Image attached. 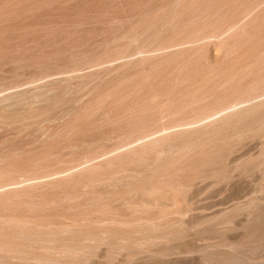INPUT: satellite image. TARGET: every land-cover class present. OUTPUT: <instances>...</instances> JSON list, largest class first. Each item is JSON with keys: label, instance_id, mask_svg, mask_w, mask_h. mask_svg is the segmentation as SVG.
Segmentation results:
<instances>
[{"label": "rangeland", "instance_id": "rangeland-1", "mask_svg": "<svg viewBox=\"0 0 264 264\" xmlns=\"http://www.w3.org/2000/svg\"><path fill=\"white\" fill-rule=\"evenodd\" d=\"M183 1L0 0V95L42 85L59 98L54 107L27 100L25 109L0 111V220L5 228L26 224L35 232H50L63 224L83 226L89 235L125 233L116 245L104 239L94 250L65 255L61 260L69 264H264V240L255 245L251 237L246 238L255 217L248 211L228 213L233 204L244 207L254 201L264 206L260 155L264 135L254 131L238 137L239 130L230 128L220 148L209 137V149L221 152L218 161L227 162L232 171L220 163L229 177L199 178L189 187L183 184L189 166L182 165L185 157L176 139L180 129L212 132L223 114L233 110L223 108L245 104L244 88L257 71L251 75L249 63L245 66L242 59L231 83L222 70L235 61L231 59L245 40L243 25L250 14L238 23L220 20L180 38L176 34L189 23L180 16ZM172 9L175 22L164 21L163 12ZM147 15L155 16L149 29L139 25ZM205 16L195 20L207 22ZM261 49L260 59L248 60L259 61L260 72L264 71V44ZM64 75L67 79H58ZM139 78L146 84L134 89ZM117 92H124L125 98H118ZM177 152L180 161L161 169L171 155L178 157ZM228 156L230 161L234 158L230 163ZM263 214L259 218L264 221ZM179 219L190 230L178 233ZM4 229L0 236L8 230ZM38 241L15 249L0 244V264H49L39 261L45 242ZM227 244L234 249L226 250ZM157 250L169 253L160 257L155 255Z\"/></svg>", "mask_w": 264, "mask_h": 264}, {"label": "bare ground", "instance_id": "bare-ground-1", "mask_svg": "<svg viewBox=\"0 0 264 264\" xmlns=\"http://www.w3.org/2000/svg\"><path fill=\"white\" fill-rule=\"evenodd\" d=\"M176 11L175 10H169V11H166V12H163V20L164 21H169V20H176ZM206 15L205 18H208V21L207 19H205L207 22H203L202 21H199V20H195V17L197 16H200V15ZM250 14V15H249ZM180 15V14H179ZM246 15H249V19L248 21L245 22V24L243 25V27L245 26L246 28V34H245V40L244 42H242V44L238 47V50L239 52L233 56V59H235V61H231V65H229L231 68L227 67L226 68V65L224 63V71L222 70V73L223 74H226V80L227 81H233L234 79V76L236 75V73L238 72L237 68L236 67L237 65H240L242 59H244L245 61L243 62V64L245 66H247V64L249 63L248 67L249 70L251 71V75H253V72L252 71H257L258 72V69L260 68V66H262L261 63H259V61L257 62H248V60H252V57H257L258 59H260L259 57L261 56V54L263 53L262 49H261V46L264 44V0H184L183 1V5H182V10H181V15L180 16H183L185 18L186 21H188V27L181 33H177L176 35L180 36V38H184V37H188V36H192L194 35V33L198 30H201L203 28H207V26L210 27V25H214L216 24L217 22H219L220 20H224V21H227V22H231V23H238L244 16ZM154 17L155 16H145L139 25H142L149 29L150 27H152L153 23H154ZM204 18V17H202ZM156 19V18H155ZM196 19H199V18H196ZM244 20V19H243ZM181 21V20H180ZM184 23V22H183ZM220 24V22H219ZM156 25V24H155ZM239 25V24H238ZM175 26V25H174ZM185 26V25H184ZM213 27V26H212ZM133 28V27H132ZM219 28V27H218ZM208 29V28H207ZM214 29V28H213ZM212 29V30H213ZM211 30V31H212ZM220 30V29H219ZM245 30V29H244ZM167 32V31H166ZM222 36V35H221ZM243 37V36H242ZM238 40V39H237ZM236 44V43H235ZM150 47V46H149ZM173 48V47H172ZM240 48V49H239ZM263 48V47H262ZM235 50V49H234ZM206 51V50H205ZM229 51V50H228ZM262 51V52H261ZM261 52V53H260ZM178 54V53H177ZM159 55V54H158ZM199 57V56H198ZM178 58V57H177ZM251 58V59H250ZM264 58V57H262ZM181 59V58H180ZM176 60V59H175ZM179 60V58H178ZM185 60V58H184ZM189 60V59H188ZM177 61V60H176ZM181 61V60H180ZM183 61V60H182ZM187 61V60H185ZM229 61V60H227ZM263 61V60H262ZM143 62V61H142ZM148 62V61H147ZM152 62V61H151ZM184 62V61H183ZM182 62V63H183ZM189 62V61H187ZM157 63V62H156ZM229 63V62H227ZM263 63V62H262ZM186 65V64H185ZM192 65V64H191ZM234 65V66H233ZM242 65V63H241ZM157 66V65H156ZM197 66V65H196ZM264 66V65H263ZM159 67V66H158ZM183 67V66H182ZM234 67V68H232ZM240 67V66H239ZM243 67V66H242ZM160 68V67H159ZM158 68V69H159ZM171 68V67H170ZM101 69V67H100ZM190 69V68H189ZM211 69V68H210ZM263 69V68H262ZM205 70V68H204ZM164 71V70H162ZM185 71V70H184ZM187 71V70H186ZM185 71V73H186ZM198 71V70H197ZM203 71V70H202ZM248 71V70H246ZM249 71V73H250ZM200 72V71H199ZM254 73V77L252 78V80L249 82V85L248 86H245L244 88V91L243 92H247L248 93V98L247 100H242V103L245 102V104L241 107H238V108H234L235 104L234 105H230L228 104V106H226L224 109H227V108H233L232 111H227L226 113L223 114L222 118L219 121V124L218 126L212 130V132H209V130H203V129H199V130H190L189 128H186V129H180L177 133H180L179 135V138L176 137L177 141L182 150L179 149V152L181 153V155L183 156V158L185 157V160L183 161V166L187 167L189 166L186 170L189 169L188 173L184 176H186L187 178V182H191L188 183L184 180L183 184L186 185L187 187H189L190 185H196L197 181L199 180V178H207L209 177H213L215 178L216 180L220 178H224L225 176H227V170H223L221 167L223 166L224 168L226 164V166H229L227 165V162H224V161H218V159L220 158L221 155H218L220 154L221 152H218V154L212 150V149H209L210 146H208V141L207 139L209 137H212L214 139H216V141L213 144V146L215 147H221L222 146V142H225L224 140L227 137L226 134H228V130L230 128H237V131L239 130L238 133V137H242V136H246L247 134H249L250 132H256L257 135L261 136V135H264V98H261L263 95H264V71H261L260 72V69H259V73ZM150 73V72H149ZM155 73V72H154ZM159 73V72H158ZM161 73V72H160ZM159 73V75H160ZM164 73V72H163ZM184 73V74H185ZM244 73V72H243ZM43 74V73H42ZM140 74V73H139ZM138 74V75H139ZM162 74V73H161ZM168 74V73H167ZM178 74V73H177ZM184 74H183V77H184ZM202 77H199L200 78H204V74L201 73ZM157 75V74H156ZM155 75V76H156ZM164 75V74H162ZM13 76V75H12ZM142 76V75H141ZM154 76V77H155ZM197 76V77H198ZM231 76V77H230ZM11 77V76H10ZM137 77V76H136ZM140 77V76H139ZM144 77V76H143ZM148 77V76H147ZM152 77V76H151ZM165 77V76H164ZM168 77V75H167ZM170 77V76H169ZM179 77V76H177ZM182 77V76H181ZM210 77V76H209ZM250 77V76H249ZM7 78H9L7 76ZM6 78V79H7ZM66 78V76H61L59 77L58 79L59 80H64ZM146 78V77H145ZM213 78V77H212ZM239 78H240V75H239ZM238 78V79H239ZM67 79V78H66ZM164 79V78H163ZM169 79V78H168ZM167 79V80H168ZM186 79V78H185ZM196 79V78H195ZM198 79V78H197ZM205 79V78H204ZM203 79V80H204ZM251 79V78H250ZM129 80V79H128ZM149 80V79H147ZM160 81V79H158ZM166 80V81H167ZM206 80V79H205ZM136 82H134V89H139L140 86L142 85H145L146 84V79L144 78H139L137 80H135ZM199 81V80H197ZM208 81V80H207ZM210 81V80H209ZM235 81V80H234ZM161 82V81H160ZM159 82V83H160ZM165 82V81H164ZM163 82V83H164ZM204 82V81H203ZM221 82V80H220ZM243 82V81H242ZM162 83V84H163ZM198 83V82H197ZM219 83V82H218ZM233 83V82H231ZM165 84V83H164ZM221 84V83H220ZM41 85V84H40ZM45 85V84H44ZM168 85V84H167ZM196 85V84H195ZM214 85V84H213ZM216 85V84H215ZM241 85V84H240ZM161 86V85H160ZM166 86V85H165ZM227 86V85H226ZM45 87H48V86H45ZM124 87V86H123ZM168 88V86H166ZM202 87V86H201ZM216 87V86H215ZM229 87L232 88V85H230ZM166 88V89H167ZM195 88V87H194ZM211 88V87H210ZM239 88V87H238ZM50 89V88H49ZM152 89V87H151ZM154 89V88H153ZM157 89V88H156ZM165 89V90H166ZM170 89V88H169ZM217 89V88H216ZM243 89V88H242ZM207 90V89H206ZM211 90V89H210ZM218 90V89H217ZM233 90V89H232ZM131 91H133V89H131ZM151 91V90H150ZM235 91V90H234ZM233 91V92H234ZM126 92V91H125ZM164 92V91H162ZM203 92V91H202ZM124 92H117L116 93V96L119 98L122 97ZM224 93V92H223ZM235 93V92H234ZM241 93V92H240ZM103 94V93H102ZM125 94V93H124ZM214 94V93H213ZM230 95V94H229ZM237 95V94H236ZM166 96V95H165ZM150 97V96H149ZM238 97V96H237ZM264 97V96H263ZM122 98H125L122 97ZM151 98V97H150ZM216 98V97H215ZM235 98V96H234ZM13 101H10L12 100ZM28 101H41V103L43 102V105L46 106V107H51L55 104H57V102L59 101V98L57 97V95H55L52 90H44V86H27L25 88H22V89H17V90H14V91H11V92H8V93H3L0 95V111H2V113L4 112H9L10 110H16V109H25V105L24 103H26ZM116 100V99H115ZM219 100V99H218ZM120 101V100H119ZM38 102V103H39ZM166 102V101H165ZM195 102V101H194ZM226 102V101H225ZM99 103V102H98ZM124 103V102H123ZM238 103V102H237ZM240 103V102H239ZM30 104V103H29ZM28 105V104H27ZM40 105V104H39ZM122 105V104H121ZM125 105V104H124ZM216 105V104H215ZM223 105V103H222ZM241 105V104H240ZM73 106V105H72ZM123 106V105H122ZM239 106V105H238ZM54 107V106H53ZM237 107V106H236ZM30 108V107H29ZM66 108V107H65ZM123 108V107H122ZM217 108V107H216ZM222 108V107H221ZM63 109V108H62ZM61 109V110H62ZM178 109V108H177ZM204 109V108H203ZM30 110V109H29ZM64 110V109H63ZM187 110V109H186ZM25 111V110H24ZM197 110H195L196 112ZM200 111V110H199ZM174 112V111H173ZM188 112V111H187ZM203 113V112H202ZM193 115V114H192ZM199 116V115H197ZM204 116V115H203ZM217 116V115H216ZM215 116V117H216ZM206 118H208V116H205ZM88 119V118H87ZM50 120V119H49ZM126 121V120H125ZM210 121V120H209ZM86 122V121H85ZM216 122V121H215ZM205 123V122H204ZM214 123V122H213ZM198 124V123H197ZM217 124V123H216ZM216 126V125H214ZM212 126V127H214ZM178 127V126H177ZM211 127V129H212ZM245 127V128H244ZM204 128V127H203ZM207 128V127H206ZM210 129V128H209ZM232 129V130H233ZM242 129V130H241ZM231 130V129H230ZM231 130V132H232ZM241 130V131H240ZM209 133V135H208ZM212 133V135H211ZM211 135V136H210ZM229 135V134H228ZM252 135V134H251ZM255 135V134H254ZM252 135V136H254ZM170 136V135H169ZM173 136V135H172ZM257 136V137H259ZM175 137V135H174ZM234 137V135H233ZM263 137V136H262ZM172 138V137H170ZM235 138H236V135H235ZM260 138V137H259ZM264 138V137H263ZM167 139V138H165ZM175 139V138H174ZM211 139V138H210ZM240 139V138H239ZM230 140V139H229ZM232 140V139H231ZM238 140V139H236ZM264 140V139H263ZM262 140V141H263ZM211 141V140H210ZM239 141V140H238ZM256 141V140H255ZM175 142V141H174ZM229 142V141H228ZM231 142V141H230ZM137 143V142H136ZM222 143V144H221ZM227 143V141H226ZM211 144V143H210ZM225 144V143H224ZM228 144V143H227ZM257 144V143H256ZM264 144V142L262 143ZM134 145V144H133ZM177 145V144H176ZM226 145V144H225ZM230 145V144H228ZM232 145V144H231ZM241 145V144H240ZM239 145V146H240ZM238 146V147H239ZM143 147V146H142ZM156 147V146H155ZM174 147V146H173ZM177 147V146H176ZM223 147V146H222ZM179 148V147H178ZM213 148V147H212ZM218 148V149H219ZM226 148V146H225ZM225 148H222L223 151ZM217 149V148H216ZM259 149V148H258ZM165 150V149H164ZM168 150V149H167ZM124 151V150H123ZM218 151H222L221 149H219ZM230 152V150H228ZM227 151V152H228ZM237 151V150H236ZM171 152V151H170ZM177 152L178 157H175V153H174V156H172L171 154V157L167 158L165 160V163L161 164L160 168L161 169H169V165H172L173 162H176V161H180V153ZM239 152V151H238ZM260 155L262 157L261 159V162H263V165H264V146L261 148L260 150ZM141 154V153H140ZM223 155V154H222ZM237 155V154H236ZM169 156V155H168ZM167 156V157H168ZM223 156H227V155H223ZM235 156V155H234ZM242 156V155H241ZM186 157L188 159H186ZM154 158V157H153ZM175 158V160H174ZM256 158V157H255ZM232 159V158H231ZM249 159V158H248ZM220 160V159H219ZM227 160H229V156L227 158ZM225 160V161H227ZM234 160V158L232 159ZM231 160V161H232ZM229 160L228 163L231 162ZM260 161V160H259ZM161 162V161H160ZM185 162V163H184ZM242 162V161H241ZM240 162V163H241ZM253 162V161H251ZM221 163V165H220ZM246 163H247V159H246ZM250 163V162H248ZM149 164V163H148ZM159 165V164H158ZM204 165V168L203 166ZM114 166V165H112ZM180 166V165H179ZM236 166V165H235ZM234 166V167H235ZM240 166V165H239ZM239 166L237 165L238 169H239ZM106 167V166H105ZM182 167V166H181ZM184 167V168H185ZM206 167V168H205ZM241 167V166H240ZM258 167V166H257ZM260 167V166H259ZM182 168V169H184ZM203 168V169H202ZM231 167H227V169ZM248 168V167H247ZM262 168V166H261ZM131 169V168H130ZM200 169V170H199ZM219 169L220 170H223V172H219ZM228 169L230 172L232 171V169L230 170ZM259 169V168H258ZM102 170H105V169H102ZM153 170V169H152ZM185 170V169H184ZM240 170V169H239ZM255 170V169H254ZM264 171V166H263V169ZM95 171V170H94ZM244 171V170H243ZM247 171V170H246ZM106 172V170H105ZM138 172V171H137ZM159 172V171H158ZM186 172V171H185ZM225 172V173H224ZM139 173V172H138ZM150 173V172H149ZM148 173V174H149ZM157 173V171L155 173H153L154 175ZM176 173V172H175ZM152 174V173H151ZM185 174V173H184ZM96 174L94 173V176ZM172 175V173H171ZM58 176V175H56ZM99 176V175H98ZM150 176V174H149ZM159 176V175H158ZM183 176V177H184ZM74 177V176H73ZM101 177V176H100ZM106 176H104L105 178ZM152 177V176H151ZM169 177V176H168ZM229 177V175L227 176ZM226 177V178H227ZM162 178V177H161ZM182 178V177H181ZM264 178V177H263ZM72 179V178H71ZM133 179V178H132ZM185 179V178H184ZM198 179V180H197ZM208 179V181H209ZM96 180V179H95ZM171 180V179H170ZM169 180V181H170ZM183 180V179H182ZM196 180V181H195ZM204 180V179H203ZM215 180V181H216ZM34 182V181H33ZM89 182V181H88ZM173 182V181H172ZM186 182V183H185ZM207 182V181H204V183ZM211 182V180H210ZM27 183V182H26ZM154 183V182H153ZM168 183V182H167ZM180 183V182H178ZM212 183V182H211ZM218 183V182H217ZM170 185V183H168ZM167 184V185H168ZM207 184V183H206ZM180 185H182V183H180ZM179 185V186H180ZM162 186V185H161ZM10 187V186H9ZM142 187V186H141ZM171 187V186H170ZM186 187V188H187ZM90 188V187H89ZM166 188V187H165ZM224 188V187H223ZM161 189V188H160ZM165 190V189H164ZM181 190V189H180ZM217 190V189H216ZM190 192V191H189ZM101 195V194H100ZM191 195V194H190ZM9 196V195H8ZM82 196V195H81ZM10 197V196H9ZM7 197V198H9ZM24 197V196H23ZM187 197V195H186ZM191 197V196H190ZM13 198V197H12ZM252 198V197H251ZM15 199V198H13ZM143 199V198H142ZM185 199V198H184ZM188 199V198H186ZM9 201H12V200H9ZM100 201V200H99ZM123 201V200H122ZM188 201V200H187ZM241 201V200H240ZM256 201V199H255ZM5 202V201H4ZM14 202V201H12ZM185 202V201H184ZM235 202V201H234ZM251 204H248L245 205L244 207H240L239 205L238 206H233L235 204L232 205V209L228 212V211H225L228 212V213H235V212H239V211H242V212H245V211H248V212H251V215L252 218L255 217V220H252L253 222L248 226L247 228V232H246V238L248 236L251 237L249 239H252V241L255 243V245L257 244H260L263 240H264V221L262 220L263 216L262 214L264 213V206L262 207H259L258 205H255L254 201L252 203V201H250ZM248 202V203H250ZM244 203V202H243ZM264 203V202H263ZM2 204V203H0ZM4 204V203H3ZM7 204V202H6ZM109 204V203H108ZM258 204V203H257ZM97 205V204H96ZM134 205V204H133ZM237 205V204H236ZM8 206V205H7ZM36 207V206H35ZM178 207V206H177ZM7 208V207H6ZM210 208V207H209ZM159 209V208H158ZM225 209V208H224ZM223 209V210H224ZM230 209V208H229ZM205 210V209H204ZM221 210V209H220ZM104 212V211H103ZM107 213V212H106ZM142 213V212H141ZM247 213V212H246ZM245 213V214H246ZM121 214V213H119ZM224 213H222L223 215ZM244 214V215H245ZM74 215V214H73ZM152 215V214H151ZM192 215V214H191ZM227 215V214H226ZM249 215V214H248ZM264 215V214H263ZM156 216V215H155ZM193 216V215H192ZM250 216V215H249ZM54 217V216H53ZM91 217V216H90ZM147 217V216H146ZM259 217H262V218H259ZM120 218V217H119ZM152 218V217H151ZM195 218V217H194ZM249 218V217H248ZM247 218V220H248ZM251 218V216H250ZM259 218V219H258ZM19 219V218H17ZM134 219V218H133ZM137 219V218H136ZM214 219V218H213ZM254 219V218H253ZM138 220V219H137ZM180 220V219H179ZM7 221V220H6ZM13 221V220H12ZM15 221V220H14ZM13 221V222H14ZM17 221V220H16ZM126 221V220H125ZM145 221V220H144ZM147 221V220H146ZM145 221V222H146ZM182 222H179L178 224V233H183L184 231H187V230H190V226H188V224H186V222L184 220H180ZM24 222V221H23ZM159 222V221H158ZM240 222V221H239ZM16 223V222H15ZM19 223V221H18ZM22 223V222H21ZM116 223V222H115ZM125 223V222H124ZM128 223V222H127ZM178 223V222H177ZM29 224V223H28ZM31 224V223H30ZM174 224V223H173ZM33 225V224H31ZM119 225V224H118ZM122 225V224H121ZM124 225V224H123ZM131 225V224H130ZM165 225V224H164ZM177 224H175L176 226ZM157 226V225H156ZM6 226L4 223L1 222L0 220V229H4ZM67 227V225H66ZM70 227V226H69ZM86 227V226H85ZM127 226H125V228H123L124 230H126L125 232H127ZM155 227V226H154ZM120 228V227H119ZM134 228V227H133ZM151 228V227H150ZM169 228V227H168ZM242 228V227H241ZM8 229V230H6ZM49 229V228H48ZM106 229V227H105ZM110 229V228H108ZM106 229V230H108ZM142 229V228H141ZM177 229V228H176ZM7 231L5 232L2 236H0V244L2 243H9V246H13L12 248L14 247H19L18 245L24 247V246H27L25 244H28L30 245L29 243L31 242H36L38 241V243L43 240V243L45 244V246L43 245H40L42 246L41 249H42V252H44L39 258V261L40 262H44L46 261V263L48 261H62L63 263L62 264H69V262L67 263L66 260H61L65 255H75V254H80V253H83L84 251L86 252H89L87 250H94L95 247L101 245V243H104L105 241L108 242V245L109 244H112V245H116V243H118V240L122 238L121 235H125L124 232L122 233H119L120 231L118 230V234H121V235H116L114 233V239H113V232H110L109 231H105L102 232L103 234L99 233L98 234H93V235H89V232L86 231L85 229H83V226H80V227H74V228H65L63 227V224L62 226H57V228H55V230H50V232L44 230V231H39V232H35L34 229H32L31 227H29L28 225L26 224H23V225H17V224H14L12 226L8 225L7 228H5L3 231ZM111 230V229H110ZM115 230V229H114ZM149 230V229H148ZM162 230V229H160ZM165 230V229H164ZM101 231V230H100ZM104 231V227H103V230ZM116 231V230H115ZM123 231V230H122ZM128 231H131V230H128ZM155 231V230H154ZM2 232V231H1ZM0 232V233H1ZM36 233L37 237L33 236L34 234L33 233ZM175 232V231H174ZM177 232V231H176ZM245 232V231H244ZM106 233L108 234L106 237H104V235H106ZM162 233V231H161ZM189 234V233H188ZM55 235H61L62 237L58 240L57 237ZM156 235V234H155ZM163 235V234H162ZM179 235V234H177ZM244 235V234H243ZM6 236L4 239L6 240H3L2 237ZM120 236V237H119ZM167 236V235H166ZM170 236V235H169ZM188 236V235H187ZM131 237V236H130ZM168 237V236H167ZM253 237V238H252ZM164 238V235L163 237ZM245 238V239H246ZM105 239V241H104ZM166 239V238H164ZM170 239V238H169ZM173 239V238H172ZM247 239V240H249ZM130 240V239H129ZM157 240V239H156ZM125 241V240H123ZM132 241V240H131ZM134 241V240H133ZM159 241V240H158ZM42 242V241H41ZM40 242V243H41ZM47 242V243H46ZM49 242L51 243L52 246H49ZM106 242V244H107ZM260 242V243H259ZM39 243V244H40ZM263 243V242H262ZM24 244V245H23ZM122 245V243H120ZM131 244V243H130ZM230 244V243H229ZM233 244V243H232ZM231 244V245H232ZM237 244V243H236ZM245 244V243H244ZM5 245V244H3ZM132 245H136V244H132ZM226 245V244H225ZM254 245V244H253ZM262 245V244H261ZM8 246V245H7ZM235 246V244H234ZM1 247V246H0ZM36 247V246H35ZM111 247V246H110ZM139 247V246H138ZM165 247V246H164ZM218 247V246H217ZM229 247V248H227ZM233 246H230L227 244L226 246V250L230 251V249H234L232 248ZM6 248V247H5ZM40 248V247H39ZM87 248V249H86ZM98 248V247H97ZM114 248V247H113ZM125 248V247H124ZM8 249H10L8 247ZM15 249V248H14ZM21 249V248H20ZM26 249V248H25ZM35 249V248H34ZM49 249L47 252L46 250ZM86 249V250H85ZM161 249V248H160ZM180 250V248H178ZM213 249V248H212ZM220 249V248H219ZM12 250V249H11ZM172 250V248H171ZM207 250V249H206ZM1 251V250H0ZM15 251V250H14ZM23 250H21L19 253L21 254ZM41 251V250H40ZM146 251V250H144ZM158 251V250H157ZM199 251V250H198ZM18 252V251H17ZM51 252V253H50ZM93 252V251H92ZM156 252V251H155ZM209 252V251H208ZM216 252V251H214ZM233 252V250H232ZM232 252H227V254L229 255V253H231L230 257L233 256L232 255ZM28 253V252H27ZM34 253V252H33ZM41 253V252H40ZM113 253V252H112ZM138 253V252H137ZM151 253V252H150ZM167 251L165 252L164 250L162 251H158L156 252V256H160V257H164L166 255ZM169 253V252H168ZM167 253V254H168ZM175 253V252H174ZM220 253V252H219ZM223 254H225L224 252H222ZM23 254V253H22ZM21 254V255H22ZM26 254V253H25ZM30 254V252H29ZM27 254V255H29ZM36 254V253H35ZM88 254V253H87ZM90 254V253H89ZM199 254H202L201 252ZM209 253H207L208 255ZM221 254V253H220ZM234 254V253H233ZM154 255V254H152ZM217 255V254H216ZM69 256H66L65 258L67 259V257ZM72 256V257H73ZM137 256V255H136ZM178 256V255H177ZM210 256V255H209ZM215 256V254H214ZM213 256L212 259H215ZM218 256V255H217ZM220 256V255H219ZM218 256V257H219ZM227 256V255H226ZM237 256V255H236ZM29 257V256H28ZM39 257V256H38ZM75 257V256H74ZM73 257V258H74ZM217 257V258H218ZM225 257V256H224ZM229 257V256H228ZM64 258V259H65ZM209 258V257H207ZM206 258V259H207ZM69 259V258H68ZM71 259V258H70ZM199 259V258H198ZM225 259V258H224ZM223 259V261H224ZM229 259V258H227ZM37 260V258H36ZM151 260V259H150ZM149 260V261H150ZM210 260V259H209ZM210 260V261H211ZM218 260V259H217ZM226 260V259H225ZM236 260V258H235ZM242 260V259H241ZM202 261V260H201ZM208 261V259H207ZM206 261V262H207ZM209 261V262H210ZM220 261V260H219ZM245 261V260H244ZM247 261V260H246ZM249 261V260H248ZM251 261V260H250ZM49 262V264H50ZM148 262V261H147ZM60 263V262H59ZM73 263V262H72ZM76 263V262H75ZM143 263V262H142ZM205 263V262H204ZM243 263V262H242ZM246 263V262H245ZM264 263V262H263ZM52 264V263H51ZM57 264V263H56ZM71 264V262H70ZM208 264V263H207ZM234 264V263H233Z\"/></svg>", "mask_w": 264, "mask_h": 264}]
</instances>
